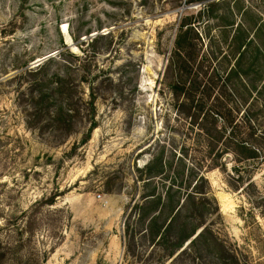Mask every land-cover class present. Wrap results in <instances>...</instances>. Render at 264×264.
<instances>
[{"label": "rangeland", "instance_id": "374dc122", "mask_svg": "<svg viewBox=\"0 0 264 264\" xmlns=\"http://www.w3.org/2000/svg\"><path fill=\"white\" fill-rule=\"evenodd\" d=\"M189 1L0 0V264H220L166 259L129 217L145 191L139 170L158 155L166 170L154 188L182 181L190 191L202 176L217 207L204 227L238 264H264V163L241 191L231 155L208 169L201 117L192 124L188 114L238 112L239 138L249 132L242 116L262 134L264 82L231 81L224 95L221 82H203L198 111L166 73L186 16L198 38L193 67L227 72L230 39L239 27L254 36L264 0H226L230 13L222 5L215 17L197 15L208 1Z\"/></svg>", "mask_w": 264, "mask_h": 264}, {"label": "trees", "instance_id": "16d2710c", "mask_svg": "<svg viewBox=\"0 0 264 264\" xmlns=\"http://www.w3.org/2000/svg\"><path fill=\"white\" fill-rule=\"evenodd\" d=\"M197 1L203 0H190L188 4ZM205 1L208 3L198 11V17L204 14L215 17V12L222 5L226 6L227 12L230 13L226 0ZM237 4L243 5L241 2ZM240 10H244V7L241 6ZM248 16L251 14L249 13ZM253 22V27L256 28L253 33L254 36L250 37L245 28L239 27L230 39L229 45L232 49L230 55H232L234 62L232 66L229 65L227 72L209 68L211 64L205 68L204 72H199L203 67L199 69L193 67L196 62L194 41L198 39L193 30L195 20L188 16L181 20L174 39L173 49L167 59L166 73L170 74L174 95L176 97L183 96V101L189 104V109L202 111V107L199 108V105L204 92L203 82L212 83L210 86H214L216 82H221L222 95L228 93L227 86L229 87L228 84H231V81L236 80L252 87L257 83L264 82V74L257 72V70L264 68V33L260 34L264 31L262 29L264 28V21L261 22L258 18L257 21ZM257 37L262 41L261 45L255 42L254 39ZM99 39L101 38L98 37L96 41ZM96 41L94 40V43ZM51 60H47L45 65ZM224 60L229 64V55H225ZM245 64L246 68L244 69ZM41 70L43 68L39 69V71ZM30 72L34 74L32 71ZM251 73L252 77L249 75ZM245 79H248V84ZM60 82L61 80H58L56 83L60 84ZM59 88H62V92L56 89L58 92L55 91L56 95H64L66 86L63 88L61 83ZM219 97L221 96L214 99L213 104L218 102ZM91 98L93 99V97ZM212 107L214 108V105ZM188 114L191 116L192 124L201 117L199 124L196 125L199 136H202L204 141L206 159L210 161L207 166L208 169H221L222 166L217 167L215 164L217 159L229 154L235 164L232 167V177L237 182L238 189L241 188V191H247L248 188L252 189V176L257 166L264 163V133L256 135L250 126L249 118L242 116L240 120L245 126H248L249 132L244 137L240 136L239 138V135L236 134L238 126L234 123L238 112H188ZM216 148H219V151L216 152ZM165 170L166 166L163 164L160 155L152 158L139 170L141 176L138 181L142 182L145 191L139 197V203H134L129 207L131 209L129 217L132 214L133 217L134 214L137 217L136 222L140 228V236L148 239L149 244L153 247L159 246L165 253L166 259H170L176 254V259L191 254L210 255L212 259H220V264H238V260L233 255H229L222 243L211 234L207 227H204L207 216L217 211L214 199L208 198L211 192L209 191L208 195L200 192V184L198 183L203 182L209 186L207 180L199 176L190 191L187 189L189 186L184 191L181 190L182 181L178 185L173 181L168 186H164L162 190L155 189L154 181L162 177ZM244 186L245 188H243ZM201 228V232L192 239ZM127 232H129L128 228ZM186 242L189 243L184 247Z\"/></svg>", "mask_w": 264, "mask_h": 264}, {"label": "built area", "instance_id": "2783aa9c", "mask_svg": "<svg viewBox=\"0 0 264 264\" xmlns=\"http://www.w3.org/2000/svg\"><path fill=\"white\" fill-rule=\"evenodd\" d=\"M96 198H97V199H99V198H100V196H97Z\"/></svg>", "mask_w": 264, "mask_h": 264}]
</instances>
